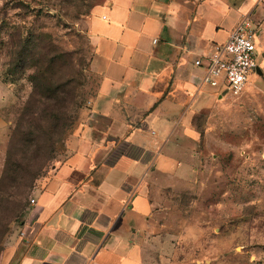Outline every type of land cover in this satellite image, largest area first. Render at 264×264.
<instances>
[{
    "label": "rangeland",
    "instance_id": "1",
    "mask_svg": "<svg viewBox=\"0 0 264 264\" xmlns=\"http://www.w3.org/2000/svg\"><path fill=\"white\" fill-rule=\"evenodd\" d=\"M87 6L0 0V258L97 95ZM250 13L264 73V0ZM204 90L212 99L191 115L196 137L179 148L188 173L151 185L160 212L145 264H264V76L252 72L239 96Z\"/></svg>",
    "mask_w": 264,
    "mask_h": 264
},
{
    "label": "crops",
    "instance_id": "2",
    "mask_svg": "<svg viewBox=\"0 0 264 264\" xmlns=\"http://www.w3.org/2000/svg\"><path fill=\"white\" fill-rule=\"evenodd\" d=\"M257 1L109 0L93 10L97 95L0 264L146 263L160 212L151 185L184 179L179 148L212 99L194 61Z\"/></svg>",
    "mask_w": 264,
    "mask_h": 264
},
{
    "label": "built area",
    "instance_id": "3",
    "mask_svg": "<svg viewBox=\"0 0 264 264\" xmlns=\"http://www.w3.org/2000/svg\"><path fill=\"white\" fill-rule=\"evenodd\" d=\"M258 26L251 13L244 15L226 42L212 44L196 58L195 67L204 71L201 86L225 89L223 93L232 96L245 91L249 75L259 68L255 43L261 34ZM31 204L36 205V200L32 199Z\"/></svg>",
    "mask_w": 264,
    "mask_h": 264
},
{
    "label": "trees",
    "instance_id": "4",
    "mask_svg": "<svg viewBox=\"0 0 264 264\" xmlns=\"http://www.w3.org/2000/svg\"><path fill=\"white\" fill-rule=\"evenodd\" d=\"M86 2H88V8L90 9L91 12H93V10L97 7V6H101L103 3H105L106 1H109V0H84ZM91 16H92V13H91ZM72 135V133L70 134V136ZM69 136V138H70ZM68 138V139H69ZM48 158V157H47ZM48 160V159H47ZM46 162L41 166V169L42 168H45L46 167Z\"/></svg>",
    "mask_w": 264,
    "mask_h": 264
},
{
    "label": "water",
    "instance_id": "5",
    "mask_svg": "<svg viewBox=\"0 0 264 264\" xmlns=\"http://www.w3.org/2000/svg\"><path fill=\"white\" fill-rule=\"evenodd\" d=\"M257 74H258L259 76H263V75H264V73H263V71L261 70L260 67L257 69ZM225 95H227V92L223 93L222 97L225 96Z\"/></svg>",
    "mask_w": 264,
    "mask_h": 264
},
{
    "label": "flooded vegetation",
    "instance_id": "6",
    "mask_svg": "<svg viewBox=\"0 0 264 264\" xmlns=\"http://www.w3.org/2000/svg\"><path fill=\"white\" fill-rule=\"evenodd\" d=\"M258 51H259V49H258ZM260 67V66H259ZM261 68V67H260ZM256 72H257V70H256ZM264 76V75H263ZM263 76H261V77H263Z\"/></svg>",
    "mask_w": 264,
    "mask_h": 264
}]
</instances>
